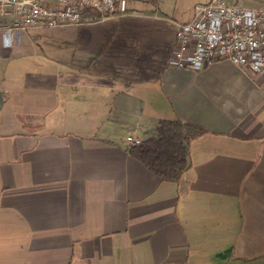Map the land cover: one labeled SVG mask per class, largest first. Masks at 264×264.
<instances>
[{"label":"crops","instance_id":"1","mask_svg":"<svg viewBox=\"0 0 264 264\" xmlns=\"http://www.w3.org/2000/svg\"><path fill=\"white\" fill-rule=\"evenodd\" d=\"M208 1L10 34L0 11V264H264V71L170 63ZM175 118L205 129L177 181L127 141Z\"/></svg>","mask_w":264,"mask_h":264},{"label":"built area","instance_id":"2","mask_svg":"<svg viewBox=\"0 0 264 264\" xmlns=\"http://www.w3.org/2000/svg\"><path fill=\"white\" fill-rule=\"evenodd\" d=\"M125 8L124 0H0V11L12 8L16 19L6 33L29 27L71 26L107 18ZM96 14V18L90 16ZM227 59L249 73L264 71V7L233 0H209L194 5V15L178 24L170 63L200 70ZM131 145L143 140L128 136Z\"/></svg>","mask_w":264,"mask_h":264},{"label":"trees","instance_id":"3","mask_svg":"<svg viewBox=\"0 0 264 264\" xmlns=\"http://www.w3.org/2000/svg\"><path fill=\"white\" fill-rule=\"evenodd\" d=\"M204 132L205 129L179 118L162 119L158 134L132 145L130 152L161 178L177 181L189 167L187 142Z\"/></svg>","mask_w":264,"mask_h":264}]
</instances>
